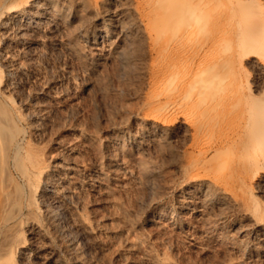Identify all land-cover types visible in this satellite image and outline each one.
Segmentation results:
<instances>
[{
	"label": "bare ground",
	"instance_id": "obj_1",
	"mask_svg": "<svg viewBox=\"0 0 264 264\" xmlns=\"http://www.w3.org/2000/svg\"><path fill=\"white\" fill-rule=\"evenodd\" d=\"M48 55L70 62L56 68L72 89L100 87L106 67L125 80L131 60L145 79L139 134L113 127L103 167L88 176L35 140L49 112L15 104L9 94L13 71ZM249 71L264 76V5L257 0H0V264H177L138 235V222L96 219L84 195L87 187L107 195V181L129 178L139 192H152L166 162L181 183L175 202L191 206L202 240L251 236L256 243L242 246L264 262V90ZM145 141L170 145L171 159L144 154ZM126 146L140 154L133 165L124 161ZM158 190L152 195L160 199ZM173 221V231L185 225Z\"/></svg>",
	"mask_w": 264,
	"mask_h": 264
},
{
	"label": "rangeland",
	"instance_id": "obj_2",
	"mask_svg": "<svg viewBox=\"0 0 264 264\" xmlns=\"http://www.w3.org/2000/svg\"><path fill=\"white\" fill-rule=\"evenodd\" d=\"M257 1L264 5L263 0ZM59 56L51 55L50 57V55H48L43 62H41V64H45L46 67L45 65H41L38 61V65L40 64L39 66L36 65V61H28L29 63H25L27 67L25 65L24 71L21 73L13 71L10 78L9 94L12 96V99H14L13 101L15 104L23 103L27 105H37L49 112L50 118L47 121L40 123V137L35 138V140L39 143V146H42V149L46 151L48 150V152L50 151L54 155L60 154L66 159L73 161L81 169V174L88 176L89 174H92L91 171H94L96 167H103L102 145L105 140L111 141L115 138V135L112 136L113 134L110 132L113 127L118 128L125 126L131 135L137 136L139 134L142 127L136 120L135 114L141 113L140 116H142L144 113L142 103L145 93V79H143L142 74H138L137 63L134 60H131V63H129L126 67L125 74H128L122 78H127L125 80H117V78L111 74L112 71H110L111 73H108L109 67H106L105 72L107 71V74L105 72L104 73L106 75H111H108V77L105 75L107 78H105V80L103 79V84L100 82V87L95 86L86 90H83L80 87H74V89H72L69 87L67 80L63 76L64 72H60L63 70H57L59 63L62 64L64 61V63L70 62L66 60L67 58H63V55ZM73 70L74 66L72 68V72ZM248 78L255 86H260L259 88L264 90L263 74H258L255 71H249ZM46 81L49 83L47 86L44 85L46 84ZM29 115H31V113ZM111 136L112 138H110ZM159 144H162V148H159L160 145H154L149 141H145V148L147 149H145L146 151L144 154H147V151L150 150L149 153H151L152 156L154 154L156 160H162L163 158L161 157L166 155V158L164 157V161L165 159L166 161H169L171 157H168L167 160V156L169 155L166 153L169 151L171 146L164 143ZM173 144L172 146L176 147L175 145L177 143ZM69 149H71V151H69ZM124 149H127V152L125 153L127 155L125 156L124 154V161L129 162V165H133L132 163H134L137 158H140V154L137 156V153H130L128 150L129 146L124 147ZM163 149L164 151H162ZM144 154L141 156L148 157V155ZM174 157L175 156H173V158ZM126 158L128 159L127 161ZM173 158V161H177V157ZM153 160H155V158ZM164 164H167L169 169H167ZM164 164H162V166L161 161H158V165L162 166L161 171H164H162L163 173H160L161 171L158 172V175L162 174L163 176L159 175L157 178L159 177V179L161 178L163 181L161 179V181L156 180L158 182H156L157 186L153 185L154 187L152 188V185H150L151 188H149V191H152L151 189L155 191L154 188L156 191L159 189L160 191L158 190V192L160 195L159 197H161L160 199L155 194L152 195L153 191L146 192L141 190L143 192H139L140 189L134 187L131 178L122 180L118 183L114 181H107L106 184L108 186L107 190L109 193L107 195L95 193L92 191L91 187H87L85 189L84 195L90 206L89 212L92 211L96 219H101L102 216H110L111 214L112 216L124 215L127 216V220L138 222V235L143 238H147L151 244L156 245L155 249L159 254L166 252L167 255L173 258L177 264H264V262L257 259L258 257L254 255L255 253L251 252V249L247 245L242 246L249 241H253L251 236L239 237L237 234V238H235L236 236L234 232V238L231 236V233L230 236L232 239L227 237V240H223L222 242L217 243L213 240H209V242L205 239L202 240L199 231L195 228L196 224L193 212L191 211V206L189 211V206L187 209H181L179 204H177L179 199H176L178 198L176 196H179V194H176L178 193V189L176 188H179L180 180L176 177L178 174L174 168L175 165L171 163V166H173L171 167L167 162ZM170 169H172V172L175 170L174 172L176 175L172 173L171 176L169 174L171 173ZM168 170L170 171L168 172ZM167 175H170L172 179ZM174 176L176 178H173ZM167 178H170V181L169 179L167 180ZM166 187L168 188V191ZM162 188L166 190L164 193H161ZM163 194H165V196ZM155 196L157 198H155ZM143 197V201H146H144V204L142 205L139 199ZM47 200L49 204L53 203L52 198H48ZM153 200H156L158 203ZM261 202L264 205V201ZM59 210L65 214L64 210H61V207L58 209V212ZM60 212V218H63L64 220L65 216L62 212ZM177 214L180 215L181 218ZM174 217L181 221L185 220L183 222L189 227L182 225V227L178 230L176 229L173 231L169 224L174 222ZM73 233L71 235L75 237L78 242H84V237L81 235L79 236L77 232H75L77 234ZM25 236L26 235L24 234V237ZM191 236L192 238L195 237L198 239L197 241L199 243L201 242V245L198 248L190 246L187 238H191ZM235 239L238 240L236 241ZM240 241L244 244H240ZM86 242L89 243L88 240H86L85 243ZM236 243H239L238 245L240 246H236ZM93 253H91L92 256Z\"/></svg>",
	"mask_w": 264,
	"mask_h": 264
}]
</instances>
